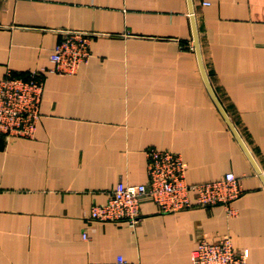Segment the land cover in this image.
Instances as JSON below:
<instances>
[{
  "label": "crops",
  "instance_id": "obj_1",
  "mask_svg": "<svg viewBox=\"0 0 264 264\" xmlns=\"http://www.w3.org/2000/svg\"><path fill=\"white\" fill-rule=\"evenodd\" d=\"M191 4L198 49L187 0H0V77L43 84L34 135H0V264H191L223 235L264 264V182L218 107L264 174V0ZM72 29L96 33L90 58L53 72ZM150 146L179 152L190 183L233 172L235 214L144 199L135 223L86 220L117 182L147 181Z\"/></svg>",
  "mask_w": 264,
  "mask_h": 264
},
{
  "label": "built area",
  "instance_id": "obj_2",
  "mask_svg": "<svg viewBox=\"0 0 264 264\" xmlns=\"http://www.w3.org/2000/svg\"><path fill=\"white\" fill-rule=\"evenodd\" d=\"M95 32L65 30L50 54L51 70L61 74L75 73L88 62L90 45ZM43 92L41 80L32 74L18 77L7 71L0 77V135L31 138L40 120V103ZM147 181L139 184L117 182L106 201L94 203L86 220L99 222L127 221L135 223L141 216V202H154L161 212H177L196 206L222 204L229 215H234L232 200L243 191L233 172H226L212 181L190 183L181 154L170 149L148 147ZM87 238V233L82 234ZM132 263L118 255L114 262ZM191 264H247L245 254L237 250L228 235L217 240L201 238L191 251Z\"/></svg>",
  "mask_w": 264,
  "mask_h": 264
},
{
  "label": "water",
  "instance_id": "obj_3",
  "mask_svg": "<svg viewBox=\"0 0 264 264\" xmlns=\"http://www.w3.org/2000/svg\"><path fill=\"white\" fill-rule=\"evenodd\" d=\"M188 1V5H189V13H190V17H191V24H192V31H193V39H194V43H195V47L198 49L197 46V33H196V26H195V21H194V16H193V10H192V4H191V0H187ZM218 104V103H217ZM222 114L224 115L226 121L228 122L231 130L233 131L234 135L236 136L238 142L240 143L241 147L243 148V150L245 151L246 155L248 156V158L250 159L251 163L253 164L256 172L260 175V177L262 178L263 182H264V174L259 170V168L256 166L253 158L251 157L250 153L248 152L246 146L244 145L243 141L241 140V138L239 137V135L237 134V132L235 131V129L233 128L232 124L230 123V121L228 120L227 116L225 115L224 111L222 110V108L219 106Z\"/></svg>",
  "mask_w": 264,
  "mask_h": 264
}]
</instances>
